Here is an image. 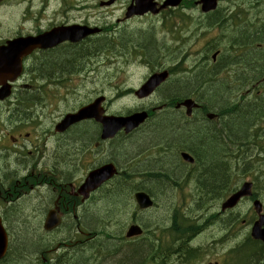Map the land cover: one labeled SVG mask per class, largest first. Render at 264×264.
I'll return each instance as SVG.
<instances>
[{
	"label": "flooded vegetation",
	"instance_id": "1",
	"mask_svg": "<svg viewBox=\"0 0 264 264\" xmlns=\"http://www.w3.org/2000/svg\"><path fill=\"white\" fill-rule=\"evenodd\" d=\"M195 7L197 8L196 5ZM217 11H219V9ZM217 11L214 12L212 15H204V13H201L202 17H204L205 19L202 20L201 17L199 20L198 19L195 20L198 25V28L201 29V32L208 31L209 27L211 28L214 25H218L222 29L221 23L217 24L216 22L215 23L213 22V20L218 21L220 18L218 14L219 12L217 13ZM237 14L238 17H236V13L234 15L226 16V19L223 22L227 23L226 21L228 20H231L236 23L240 22L241 19L239 13ZM235 18H237L236 21ZM190 21L193 22L194 20L190 19ZM69 24H70L69 22H65V23H61L60 25H69ZM82 24H88V23L83 22ZM246 28L241 31L238 30L239 32L237 31L235 33V37H236L235 42L232 45L231 50H228L229 52L228 55H231L232 61L226 62L227 64L221 70L220 75L222 76L226 75L227 70L228 72H232L235 76L254 75L255 54L257 53L258 49L256 50L255 47H249L246 50V52L243 54L244 56L242 55L240 58H237L235 56V49L244 47V46L238 47L236 42L237 43L239 42L240 44H245V42L249 40L248 38L250 36L249 33L252 32L251 31L252 29H254L252 24H247V23H246ZM124 30L125 31H123L121 34L120 41L116 39L115 33L113 31H108V35L105 34V36L103 37L104 41L101 42L102 43L101 46L98 44L94 46V44L92 43L93 38L91 37L84 40L81 44H72L69 42L66 43L65 45L67 46H64L67 47L66 49H70V48L78 49L79 47H84L85 49L82 52L77 53L74 56V59L71 60L67 66L66 65L59 66L58 64H55V70H57V72L64 70L63 74L67 76L76 73L78 70L82 71L84 75H87L86 68H88L89 66L99 67L101 63L106 61L107 57L109 56V49H110L109 44L111 40L122 43L121 49L123 53L121 54V57L125 58L123 61H129V57L135 52L138 53L145 52L147 57L148 54L146 48L148 47L149 43L148 44L145 43L144 44L145 46H143L140 45L139 42L142 41L141 38L142 35H148L152 38V43H155L156 42V41L154 42L156 38L155 33H152L148 30L147 31L132 30V29L131 30L124 29ZM241 32H243L244 34H242ZM178 33L179 32H175L173 34L172 41L181 43L180 39H183L182 43L185 44L187 39ZM91 47H94L95 49H92ZM50 51L44 52L43 58L45 55L49 54ZM56 51L64 52L66 50L65 48H59V50ZM218 53L219 54H217V64L215 66L216 71L222 66L218 63V61L221 60L222 57L225 58L226 56V54L223 53V49L220 50ZM207 54L201 57L206 58L207 63L211 64L207 57ZM131 58L132 56L130 57V59ZM99 60L101 61V63L98 62ZM263 60H264V56H263ZM228 63L231 64L232 67ZM164 69L167 68L162 67L158 70L161 71ZM158 70H153L151 67L150 74ZM168 70L170 71V75H172L173 67L168 68ZM52 73L55 74V71H53ZM53 74L47 73L44 74L43 76H52ZM260 75L264 76V73ZM173 77L174 74L170 76L168 80L164 84H162L161 87H164V85L169 82L172 83ZM42 80L44 83L42 87L45 88L47 85L45 84V82L48 81V78L44 77ZM251 86H252L251 89L249 88L245 91V93L239 94V97L241 96H245L246 98L252 97L254 93L252 91L256 85L251 84ZM241 88H243V86ZM15 91L16 89L14 90V93ZM77 91L78 90H76V93ZM194 91H196V89ZM181 95L182 97L181 98L178 97V100L176 99L177 97H173V99L175 98L174 100L172 98L170 99L168 98L169 101L168 99L167 101L166 99H163L164 101L158 100L155 101L150 107L142 106L140 109H138V110L146 109L149 112V117L146 121L147 123L145 122L143 125H140L137 129L131 131L132 133L120 131L117 134H115V136H113L114 137L113 139L103 140L101 138L100 131L98 130L95 133V135L93 134V137L91 139H89L87 142H84V145L82 146L81 149L79 143L76 145L75 144L76 142L73 138L69 139L70 138L69 136L71 134L67 135L69 132H71V130L77 129L80 123L75 122L67 125L68 129L66 131H57L56 125L58 124V121L62 118V116H54V115H50L49 113L46 114L45 112L42 111V109H39V113L38 112L35 113L38 107L46 103L43 100L36 101L31 97L29 99L24 96H18L14 99H8L2 102L0 101L1 104L0 105V217L3 220V223L6 225L8 221L12 225L11 221L15 213H17V216L24 215L25 216L24 218L16 220L14 226L16 227V230L18 231L20 237L22 236L27 237L30 236V232L32 229V223L29 220L36 221V218L33 216L39 218H44V217L48 218V213L52 209H57L58 212L63 216V219L73 215L75 217L77 215L79 219L83 220L86 217L88 211L93 210L92 206L89 207L88 209V207L85 208L84 205L87 206L90 200H92V202L96 201L95 194L101 190L98 189L96 192H94L91 195L92 198L91 197H90L91 199L89 198L90 200L89 199L83 200L82 196L78 194V190H77L78 186L84 180V177L83 179L80 180L82 175H80L78 172V169L79 171L81 170L82 173L85 172L84 166L83 165L80 166L79 163L80 157L82 156L84 151L89 156L88 160L94 159L95 152L93 150L95 149H97L98 153L99 152L101 153V155L98 156L99 160L109 159L107 161L99 162V164L96 166H100L105 163L116 161L119 163L121 168L127 169L126 166L127 163L125 159L134 155L133 154L132 155L130 154L129 156L115 155L112 152V149L114 148V145L117 144L116 141L119 140L121 141L124 135L125 136L144 135L143 133H146L145 131L152 128L153 125L156 126L158 125L159 122L161 124L163 122L162 120H167V122H169L170 120L168 119H171V121H174L176 123V131L172 133V137L167 141L151 142L146 146V149H143V151L139 153V155L135 154L132 164L133 166H136L137 170L134 169L132 174L125 170L122 171L121 177L119 178L121 179L120 180L121 187L123 186L122 192L119 197L114 198L115 200H119L118 203L119 208L117 209V212L113 213V215L115 216L118 215L119 218H124L126 220L131 217L133 224L138 223L139 218L142 220V213H143L142 210L140 208L138 209L136 206L131 205L130 202L132 200V196L135 193L145 190L142 184H144V179L146 178L149 181H158V180L160 181L161 179H166L167 184H169L168 187H170L171 185L172 192H174V189H177L186 184L194 185L195 183V187H197L200 190V192L195 191V193L197 195L200 194L199 197L202 198H204L206 195L208 196L209 193L202 186V182H203L202 174L204 173V170L203 167H201L202 164L199 163V160L196 157V151L190 150V153L193 154L197 160V165H191L190 163L183 161L184 158L182 157V153L185 152L184 146L185 145L190 146V145L188 144H182L181 146L180 144L173 145L171 139L174 138L178 139L187 135L185 132H181V130L186 128L187 125L193 123V121L198 118L196 116L198 112L199 114L201 113V115L206 114L204 119L206 127L209 126L210 129L215 130L216 132L218 131L217 133L220 134L221 137L222 136L229 137L231 135L222 124L223 121L221 119L220 114L216 112V110H211L207 108L204 103V100L199 99L198 94H196V92H193L192 94L189 95H191V98L193 99L198 98V100L195 99V101L198 102V106H195L192 109L191 115H187V111H188L187 108L181 104L182 101L184 100V97L188 95L187 94L184 95L181 94ZM20 97H23V99H20ZM199 102H201L202 104ZM165 113L168 114L166 116H162ZM180 115H183V117H181ZM210 116H214L216 117V119L214 120L208 119ZM88 122H91L92 125L97 126V124H95L92 121H88ZM151 123L153 124L152 126ZM75 137H78V135H75ZM71 141H73L75 144L74 148L71 147L72 146ZM165 142L167 144H165ZM161 143L162 146H160ZM88 145H92V152H88V148H85V146ZM228 145L230 144L228 143L227 146ZM168 146H169V150L167 152L170 151L172 153V156L174 155L172 158L176 159V165H173V167L178 177L176 175H168V174L167 176H165L166 173L160 171L162 170V167L158 165V163H153L152 168H150L151 166H149V164H145L143 166L141 159L137 158V157H144L146 154H148L144 157L145 160H149L148 156L151 155H152L150 157V159L152 158L151 160L157 159L158 156L156 155L158 154V150L160 148H166ZM235 146L238 148L236 143ZM105 148L107 149L106 150L107 152L105 151ZM227 149H230L231 155L229 160L227 159L228 164H226V179L223 182L224 184L222 183V185L219 186L220 190L218 188V190L214 194V195L219 194L218 197L215 198H218L220 202H222L226 198V193L228 192V190L230 192V190L233 188L232 182L234 178L237 176V172H236L237 167L233 166L235 165V161L233 159V157L235 156L233 151L235 149L233 147L230 148L227 147ZM167 152L165 156L168 157ZM167 157L163 156L161 157V159H166ZM222 160H223V156L221 157V161ZM230 160H233L234 162L229 163ZM96 166L94 167L91 166L92 167L91 169L96 168ZM233 167L235 168L236 171L233 169ZM178 169L180 170L178 171ZM141 171L144 172V176H143L144 178H142V176L140 178L142 180H139V177L137 178L136 176L133 177L134 173H138L142 175ZM153 177L154 179H152ZM181 179L183 180L181 181ZM118 181H119L118 179L112 180L111 182L112 186L114 187ZM172 181H177V182L172 183ZM113 187H110L104 190L102 193H100L98 197V201L102 202V200L107 199L109 191ZM148 193L151 194L150 192ZM168 195L169 197L174 198L173 195L170 194ZM151 196L155 201V205H156L157 197H154L152 194ZM207 196L206 198L208 199L211 198L210 196L208 197ZM158 197H160V195H158ZM81 206L82 208H80ZM118 206L114 205L113 209L115 210ZM20 207H22V210L19 209ZM173 208L174 205L171 204V206L168 208L169 212H167L166 215L163 217L162 221L164 222L166 220V224L160 223L158 224L157 227H155L156 229H150V230L149 229L147 230L143 226L145 228V233L131 238H129L127 234L129 233V228H130L129 226H127L126 224L127 222L121 225L119 229H116L118 221L115 222L114 220H111L109 222V220H107V224L106 225L103 224V230L106 231L101 230L102 235H104L103 249H97V246H95V244L92 243V241H94V238H92V235H95L94 231L91 232L90 230H88L86 232L83 230V228L86 227V224H76L73 223V221L66 219L65 222L60 223L58 230L62 232L61 236L63 237L60 239L58 238L52 239L53 242L50 243L49 246L53 244L52 246L53 248L52 247L51 248L52 249L57 248V249L56 251L48 250L49 252L46 260L48 264H64L65 260L69 261L70 257L73 256L74 259L78 260V262H80L81 264H93L94 259L97 260V262L99 263L98 260L102 252H105V254L107 253V255L109 256L111 255V251L109 250V248L106 247L109 246L111 243H115V247H114L115 253L118 250H121L125 247H135L139 245L147 246L149 252L142 259L143 261L141 260L140 264H168L169 259L171 258L176 247L178 251L185 249L186 252L184 253L185 257H189L187 252L195 251V250L205 251V252H214V251L224 252V251H232L238 247L239 244V235L237 228L238 214L232 212L218 211L212 217H210L207 222L203 223L202 225L203 227H201L200 229H197L195 226L193 228H179V227L175 228V220H174L175 218H174ZM81 212L85 214H82ZM170 212L171 214H169ZM166 217H168L169 219ZM211 225H215L218 229L211 230L212 228ZM33 230L34 233H36V232H40L42 229L41 226L39 227L37 223L36 226L33 227ZM43 235H44L43 233L40 234L41 237L37 239L38 243L39 241L41 243H44ZM23 241H24L23 243H26L25 240ZM118 243L120 245H118ZM18 244L19 241L17 243L14 242L12 247L13 250L11 248L12 250L11 253H13L14 247H17V252H15L11 256V259H14L16 256H19L20 259L21 258L25 259L27 255L30 259V256L27 253V251L30 250L26 249V246H24V250L21 249L19 251ZM81 248L85 252V256L78 253V250ZM23 253L25 255H23ZM215 255L220 256L221 254L215 253ZM225 257L226 256L224 255V257H222L221 259L224 260ZM106 258L107 256L105 257V259ZM105 259H103V261L101 262L104 264H112V260H105ZM212 263L213 261L208 262V264H212ZM214 263L222 264L220 261H215Z\"/></svg>",
	"mask_w": 264,
	"mask_h": 264
},
{
	"label": "rangeland",
	"instance_id": "2",
	"mask_svg": "<svg viewBox=\"0 0 264 264\" xmlns=\"http://www.w3.org/2000/svg\"><path fill=\"white\" fill-rule=\"evenodd\" d=\"M100 1L101 0H0V40L1 39L3 40L4 37L9 36L12 33L17 32V31H14V28H17L20 25L24 26V28H25L24 30H22L23 32L41 31L45 28V26L49 25L50 23L59 22L60 21L59 19L61 18L60 13L63 10L67 11V13H71L70 16H74L79 20L84 19V18H88L90 20L100 22L103 25L109 26L112 29L111 31H113L115 33L116 39H118L119 41L121 40L122 32L125 31L124 29H126V30H131V29L132 30H144V31L148 30L152 33H155L156 38H155L154 42L155 41H157V42L154 43V46L156 49L158 47L157 53L153 54L152 51L149 50L150 48L147 47L146 49H147L148 56L146 57V53L144 52V57H142V60H140V57H138L137 52H135L131 55L132 56L131 59H130L131 56L130 57L128 56L129 61H123L125 59L124 57H122L120 59V60H122V62L121 61L120 62L115 61L116 66H115L114 72L118 73V75L111 78L110 73H108L109 74V82L104 84V85L109 86L108 88L106 86L102 85L100 82L98 85H96V84L88 85V86L82 88L81 93L72 94V93H70V89L67 86L63 87V85L62 86L59 85L57 87L56 91L57 92L61 91L59 93V96H61L60 107L62 109V112L67 111L69 109H76L82 103H86V102L91 101L93 99V94H92L93 91H95V90L101 91L102 86H104V89L106 90L105 93L110 98L109 104L106 107L107 108L106 110L109 114H114V115L126 114V113H128V111L134 112V111L140 109L142 106L150 107L155 101L161 100L163 98H167L169 96L168 95L169 93H164L163 91L160 92V90L163 87H161L157 93L153 94L152 96H150L146 100L138 99L133 93L128 94L126 96H122L123 94L119 95V93H122L123 89H128L130 87L139 88L144 83V81L147 79V77L149 76L150 71H151V67L153 70H157V69H160L162 67H166V68H172L173 67V70H174L173 74H174V76L177 77V78L173 77V81H177V80L181 81L182 79H185L186 77H187V79L190 77L193 78L192 74H191V70L196 66V65L194 66V64H197L198 63L197 61L199 59H202V60L204 59L203 57H201L203 47L205 45L207 47H211L214 43H216V42H213V39L216 37L215 32L212 34H207V35L203 36L201 42L189 43V44H187L188 43L187 42L185 44H181V43H178L176 41L175 42L172 41V36L165 31V29L166 30L169 29L168 27L164 26L166 20H168L170 22V25L172 26L176 20V16L180 17V15H186V17H188L194 21L196 19L199 20L202 17L199 8L188 7L189 4H191V2H193V0H188V3H187L188 5L187 4L185 5L186 8L180 7L174 13L170 14L168 12H165L163 15H161V16L159 15L157 17H138V18H134V19L127 21V22H122L121 20L124 19V13H125L126 7L130 3V0H119L118 3H116L115 5H113L111 7H101L99 5ZM247 1L250 3L251 6H248L249 4ZM255 1L256 0H222L220 2V7H219V11H218L219 12L218 14L221 18H219L218 21H214L213 19L212 20L214 22H216L217 24H219V23H222V21H225L224 16H230V15H234L236 13V17H238L237 13H239L240 19H241L240 22L243 21L245 28H246V23L252 24V26L254 27V29L251 30L253 33L252 32L249 33L250 34V36L248 37L249 40H248V42L246 41L245 44L247 45L251 42L253 43V40L256 39L255 38V36L257 35V34H255L256 31H262L264 33V31H263V29H264V24H263L264 23V7H263L264 6V0H261V1L257 0L256 2ZM262 4H263V6H262ZM35 5L36 6L38 5L37 9H35ZM89 6H90V8H89ZM23 7H25V8H23ZM84 8H87V10L75 11V10H80V9H84ZM52 9H54V11L51 13L50 17H48V15L46 13H47V11L49 12ZM234 11H235V13H234ZM24 12H26L31 17L38 16V20L32 18L33 21L22 23L21 16H22V13H24ZM36 14H38V15H36ZM43 15L45 16V19H42L39 21V17H42ZM187 15H189V16H187ZM252 18H254V19H252ZM204 19L205 18L202 17V20H204ZM63 20H65V19L63 18ZM179 21L180 20H177L176 23H178ZM219 21H221V22H219ZM181 22L183 23L184 20H181ZM226 22L227 23L224 27L226 34H223V30H222V32H219L220 44L218 45V47L223 49V53H225L227 56H225L226 59L224 57H222V59L218 61V63L220 65L223 64L222 61H224L225 63L227 62V57L229 54L228 50H231V47L234 44L235 39H236L235 33L240 29V28L236 29L237 23H234L233 21H230V20H228ZM191 24H192V22L188 23V25L183 24V26H187L188 31L191 32V33H188V35L193 34L192 33L193 30L196 31L197 23L193 27H191ZM227 28H229L230 30ZM197 33L198 32H196L195 34L197 35ZM251 33H252V35H251ZM225 35L230 36V37L228 38ZM10 37H13V36H10ZM207 38H210V40L205 41ZM230 41H232V43H227ZM239 41H240V39H239ZM256 41H261V40L258 38V40H256ZM139 43H140V45L145 46L144 44L146 43V41L142 39V41ZM258 43L264 44V41L258 42ZM116 44H118L119 46L122 47L121 42L120 43L116 42ZM236 44L238 46L245 45V44H240L239 42L238 43L236 42ZM257 44H255L254 46L258 47ZM109 47H110V49H112L110 44H109ZM182 47H184V48H182ZM91 48L95 49L94 47H91ZM120 52H121V54L123 53L122 49H120ZM222 55H224V54H222ZM38 56H40V53L37 55V57ZM263 56H264V49L263 50L258 49L257 53L255 54V68H254L255 73H254V75H249V77L251 76V78H253L255 76V74L257 73L256 70L261 69V66L264 64ZM118 57H120V56H118ZM145 58L148 59L147 61L149 62V64L144 63ZM172 60H174V61H172ZM190 60L192 61V63H190ZM98 62L101 63L100 60ZM32 64L35 65V62H32ZM229 65H231V64H229ZM36 66L39 67V63ZM211 66L213 69L205 78H207L208 81H215V82L217 80L222 79V75H220V72L226 65L223 67H220L217 71L215 69V66L212 65V63H211ZM113 68H114V66L112 67V69ZM30 69L33 70L32 67H30ZM31 70H28V72H27L26 82H28L29 84H31L33 86L38 87L39 85L42 84V80L38 76H37L38 77L37 80H30V78L32 77L31 75L33 74V72ZM54 71H55V75L52 72H50V74H53L57 78H62V76H63L62 74L64 73L63 72L64 70L59 71V72H57V70H54ZM108 71H110V69ZM45 74H47V73H45ZM183 75H185V76H183ZM226 75H229V78L227 80H229V85H230L231 77L234 74L232 72H228V70H227ZM244 76H246V75L238 76V79H239L240 83L242 84V86L245 85V83L247 82L245 80ZM170 83L171 82L165 84L164 86L167 87ZM251 84L256 85L257 83H255L253 81V83H250L249 85H245L244 90H243V88L242 89L241 88H238V89L235 88L234 90L232 88L231 92L233 94H237V96H238V94L245 93V91L247 89H249V88L251 89L252 88ZM208 86H209V84L205 83L203 85V87L201 88L202 91H203L204 87L207 88ZM256 86H258V85H256ZM261 86H264V84ZM257 89H258L257 87H254L252 92L255 93L257 91ZM199 90L200 89H196V91H195L196 94H198V95H200V93L202 92ZM205 91H206V89L203 92H205ZM209 93H210V90H209ZM163 94H165V95H163ZM178 95H181V93ZM203 96L206 99V96L204 94H203ZM238 101H240V100H238ZM251 102H252V100H250V103ZM253 102H254V100H253ZM59 114L60 113L57 111L55 115L58 116ZM230 119L231 118H229V119L227 118L228 123L230 122L229 121ZM197 124L200 126H195ZM79 126L81 128H83L84 126L88 127L87 130H89L94 135L98 131V130H96V128H98V127L94 126L92 124L89 126L88 125H82L81 126V124H79ZM193 127L195 128V131L197 130V131H203L204 132V130H205V127L196 121H193V123L187 125L186 128L193 129ZM175 131H176V129H175ZM197 131H196V134H197L196 136H199V137L201 136L200 138H202L205 133H198ZM261 132H259V133L261 134ZM248 135L251 136L252 134H248ZM263 136H264V133H263ZM92 137H93V135H92ZM134 140L137 141V147H135V148L129 146V143H128V145L126 143V148L124 150H127V151H125V154L127 153L126 155H128V156L130 154H133V155L136 154L137 155L138 151H139L138 153H141L143 149H146L145 145L147 146L149 143H151L147 140V137L141 138V137L135 136ZM145 140H146V142H144ZM201 141H203V139H201ZM228 141L230 144L229 146L234 148L235 145H234L233 141H230V139H228ZM78 143H79V146H81L80 147V149H81L82 146L84 145V141L76 142L75 144L77 145ZM141 146L143 148H141ZM136 148H137V151H136ZM138 148H139V150H138ZM259 148H261V147H259ZM261 149L264 150V147ZM106 150L107 149L105 148V151ZM131 150H132V152H130V154H129L128 152ZM218 152H219V150H217V153ZM222 152H223V154H222L223 158H229L231 155L230 149H223ZM224 152H225V155H224ZM235 154H236V150H234V155ZM98 155H101V153L99 152ZM146 155H148V154H146ZM250 155H251V153H250ZM222 156H220L218 158V161H221ZM144 157H138L141 159L143 166L145 164H148L149 161H151L150 156H148L149 160H145ZM172 157L173 156H172L171 152L169 151L167 158L171 159ZM133 158H134V156L127 158L125 160L126 163L127 164L133 163ZM143 162H145V163H143ZM253 163H254V161H253ZM235 164H237L234 167H237V171L236 170L235 171L237 172L238 184L241 185L245 181V179H247L248 177H250V179L254 180L256 183L255 192L258 193L259 199L264 204V163L261 166H255L252 164L249 166L248 170H244V165H242V164L239 165L238 161H236V160H235ZM131 166H133V164ZM141 172H142V175H139V178H141V176H142V178H144L143 177L144 173H143V171H141ZM172 173L174 175H177L175 170ZM144 184L151 187L152 183H151V181L144 179ZM197 189L198 188L195 187V183H194V185L193 184H190V185L186 184L185 185V189H184L185 196L182 194L183 191L182 192L179 191V188L174 189V192H172L171 191L172 189H170L169 192L166 193L163 197L160 194H159L160 197H158V194L155 193L154 197H157L156 207L154 209L146 212V213H143V215H142V222H143V224L145 222L144 225H146V227L145 226L144 227L146 229L147 228L152 229L153 227H154L153 229H156L155 227H157L158 224H160V223L166 224V220L164 222L162 220H163V217L166 215V213L169 211L168 208L171 206V204L174 205L173 213H174L175 223L177 221L178 222L181 221L180 218H178L176 211L179 210L178 213L187 211L186 214H189V215L186 217L185 220L187 222L192 223L193 227L195 226L197 229H200L201 227H203L202 226L203 223L207 222L210 217H212L215 213L218 212L220 200L218 198H215V197H218L219 194L213 196L212 193L208 194V196H210L211 198L206 199L204 197L206 199L205 200L204 198L199 197L195 193V191ZM119 192H120V190H118V192L116 191L115 193H112L111 196L114 198L115 197L117 198L121 195ZM197 192H200V190L198 189ZM229 193L230 192L228 190V192L226 193V196H228ZM168 194L173 195L174 198L169 197ZM116 201H118V200L110 199V196H108L107 199L102 200V202L98 201L97 204H96V201H94L92 203V205L95 204L94 207L91 205L93 210L88 211V213H87L90 215H92L93 213L94 214L88 218L87 217L84 218V223H86L88 221L86 223V228L88 230H90L91 232L97 231L98 233L101 234L100 236H104V235H102L101 230H103V224L104 225L107 224V220H109V222L111 220H114L115 222L118 221L116 229H119L121 227V225L125 224L126 219L119 218L118 215H116V216L113 215V213H114V209H113L114 208V202H116ZM198 203H200V205ZM209 204H211V205H209ZM19 209L22 210V207H20ZM237 209H238V212L240 213V216H241V218L238 222V229H239V233H240L239 238H240L243 236V234L246 233V235H247V233L250 232L251 227H252L254 221L258 218V216L254 212L253 204L250 203L249 201L242 202L238 206ZM190 215H191V217H190ZM16 216H17V213H15L14 217H16ZM94 217H96L95 220H93ZM12 219H14V218H12ZM243 219H245V221H243ZM29 221H31V223H32V229L30 232V236H27V237H24V236L20 237L19 236V233L17 232V230L14 226L16 220H14L13 222L11 221V223L14 227L13 233H14V242L15 243H17L18 241L19 242L23 241V240H26V241L32 240V243H35L34 244L35 246H32V243L30 244V243L26 242V248L30 249V251H27V253L30 256V259H29L28 255L25 259H22V258L20 259L19 256H16L14 259H11V256L13 255L11 253V254H9L7 260L2 262V264H8L10 261H11L10 264H44L42 257H46V258L48 257L49 251H47V250H55L56 251L57 248L52 249L53 244L51 246H49V245H50V243L53 242L52 241L53 238H58V239L62 238L63 237V236H61L62 232L58 231V233L54 232V233H50V234H44L43 235L44 236V238H43L44 243H37L38 242L37 239L39 237H41L40 234L43 233L42 232L43 230H41L40 232L34 233L33 227L36 226V224L38 223V220H36V221L29 220ZM198 223H200V224H198ZM178 225H179L178 227H180L181 222ZM211 226H212L211 230H217L218 229L215 225H211ZM34 234H36L37 238H35ZM246 235H245V237H246ZM95 242H97V241L95 240ZM103 244H104V241H100L97 243V246H103ZM113 244H115V243H113ZM106 247L109 248V250L112 249L108 246H106ZM103 248H104V246H103ZM22 250H24V248H22ZM118 251L116 252L115 258H114V260H116V261L119 260V258H120V256L117 255ZM78 253L85 256V252L83 250L81 251L79 249ZM121 253L122 252H120V254ZM236 254L238 255V253H236ZM23 255H25V254L23 253ZM104 255H105V252H102L100 255V258L98 260L99 263L95 259H94V263L104 264L101 262L104 259ZM111 255H112V251H111ZM122 255H123V253H122ZM108 256L109 255H107V257ZM123 256H126V255H123ZM211 258H215V257L211 256ZM194 262H195V264H201L202 259L201 258L199 260L196 259V260H194ZM66 263L67 264H81L80 262H78V260L74 259L73 256L70 257L69 261L65 260L64 264H66ZM135 264H138V262ZM174 264H178L176 256H175Z\"/></svg>",
	"mask_w": 264,
	"mask_h": 264
},
{
	"label": "trees",
	"instance_id": "3",
	"mask_svg": "<svg viewBox=\"0 0 264 264\" xmlns=\"http://www.w3.org/2000/svg\"><path fill=\"white\" fill-rule=\"evenodd\" d=\"M222 25H223V21H222ZM238 28H240L242 30L245 28V25H243L242 23L241 24L237 23L236 29H238ZM222 30H223V34H226L224 26H222ZM263 31H264V29H263ZM241 33L244 34L243 32H241ZM255 34H257V35L255 36L256 39L253 40V44H252V42H251L252 40H251L250 41L251 43H249L247 45L246 44L243 45L244 47H249L251 45L254 46L258 42L264 41V33L262 31H256ZM240 36H242V35H240ZM226 37L229 38L230 36H226ZM141 38L146 41V44L149 43L148 47L150 48L149 49L150 51L155 50L154 43H152V38L150 36L142 35ZM258 38L261 41H256V40H258ZM181 41H183V39H181ZM116 42L117 41H113V40L110 41V46L112 49L114 48ZM227 43H232V41L227 42ZM84 49H85L84 47H79L78 49H71V48L65 49L66 50L65 52H57V51L51 52V53L44 56L43 61L39 64L38 69H40V72L43 75L45 73L53 72L55 70V64H58L59 66H61V65L67 66L70 63V61L74 59V56L77 53L82 52ZM260 70H264V65L261 66ZM260 70L257 69L256 72H259ZM244 77H248V76H244ZM259 77H260V75L253 77V81L258 80ZM174 83H176V84H174ZM205 83L209 84V86L207 88H205V87L203 88V91L205 89H206V91L205 92L202 91V93L206 96V99L203 96V94L201 95V93H200V95H198V97H199V99L204 100V103H205L207 108H209L211 110H216L220 114L224 127L226 128V130L231 135V136H229L228 139H230V141H233L234 145H235V143L237 144L238 148L236 146L234 147L237 150V153L233 157L234 161L236 159V161H238V163L241 164L244 162V160L248 159V160L254 161L253 164L257 165V162L259 160L264 159V150L261 149L262 151H260V148L255 147V146L253 147V145L248 144V142L254 141L255 136L251 135L249 137L247 131H250L251 134H252V130L258 131V132L262 131L261 137H263V133H264L263 122H264V120H262V119H264V94L257 95V93H255L256 95H254L253 99H250V100H252L251 103H248V100H245V101L243 100L241 102L234 101V99H232L233 93L231 92L233 87L229 85V80H227V77L224 79H220L218 82L208 81L207 78H205L204 74H202V73H200L197 77H194L192 79L191 78H188V79L185 78V79H182L181 81H179V80L174 81L171 84H169L167 87L164 86L160 90V92L163 91L164 93H169L168 94L169 97H167V98L170 99V97L171 98L178 97L179 96L178 94H180V93L184 95L185 93H187V91H189L192 88L201 89ZM169 89H171V90H169ZM208 89L210 90V93H209ZM263 89H264V87H263ZM233 90H234V88H233ZM171 95H174V96H171ZM179 97H182V95ZM253 100H254V102H253ZM165 114L167 115L168 113H165ZM165 114H163L162 116H165ZM227 118L228 119L231 118L229 120L230 121L229 123H228ZM84 125L89 126L91 124H84ZM156 126L154 125L155 128L152 127V128H150V130L149 129L146 130L145 131L146 133H143L144 135H139L137 137L143 138V137L147 136V140L149 139L148 140L149 142H152V141L156 142L157 140L158 141H167V139H170L172 137V133H174L175 129H176V123L174 121L164 123L163 125H160L159 127H158V125H156ZM195 126H200V125L197 124ZM203 126L205 127L204 132L196 130L198 133H205L202 138H200L201 136L200 137L196 136L197 134H196L194 127H193V129L184 128L181 130V132H185L187 135H185L182 138H178V139L174 138L172 140V142H173V145L188 144L190 146H185V148H189L191 150H194V149L196 150V155L198 157V160H199L200 164L202 163V167H204L203 168L204 173L202 174V176H203L202 186L206 189V191L208 193H212L214 196V194L218 190L219 186H221L222 183L226 179V164H228V160L230 157L228 158V160L226 158H223L222 161H218V158L223 154V152H222L223 148L227 149V147L230 148L231 146H229V145L227 146V143H229V142L225 137H223V136L221 137V135L218 134L215 130L210 129L209 126L206 127L205 124ZM87 129H88V127H86V126H84L83 128H81L79 126V127H77V129H75L76 131L73 129L67 135L71 134L69 136L70 137L69 139L73 138L75 140V142H81V141L87 142L89 139L92 138V135H93V133H91ZM150 131H151V133H150ZM244 134H245V136H244ZM75 135H78V137H75ZM133 139H134V136H126V137H123V139L121 141H116L117 144L114 145V147H117V148H113L112 152H114V154L117 156L126 155L127 153L125 154V151H127V150H124L126 148V143H127V145L129 143V146H131L133 148H135L137 146L136 145L137 141L135 142ZM201 139H203V141H201ZM154 140H156V141H154ZM225 142H226V144H225ZM71 145H72L71 147L74 148L75 144L73 141H71ZM251 148L253 150H251ZM261 148H263V147H261ZM168 150H169V146H168V148L167 147L166 148H160L158 150V154L156 155V156H158L157 160H151L152 163H151V161L148 162V164H150L149 166H152L153 163H158V165H160L162 167V170H160V171L166 173L165 176H167V174L168 175H174L172 173L174 171L173 165L176 164V159H174V158L173 159H170V158L160 159L161 157H163L162 155L166 154L165 152H167ZM217 150H219L218 153L220 155L217 153ZM238 150H240V151H238ZM130 152L131 151H129L128 153L130 154ZM250 153H251V155H250ZM224 155H225V152H224ZM164 157H166V156L164 155ZM229 162L232 163L233 160H230ZM204 176H205V178H204ZM120 183H121V181L119 180L117 182V184L113 188L110 189L109 194H108V196H110V199H114V197H112L111 194L115 193L116 191L118 192V190H120L119 193L121 194L123 186L120 189V187H121ZM151 183H152L151 187H149L145 184L143 186H144V189L147 190L148 192H150L153 196L155 193H157L158 195L160 194V195L164 196L170 190V187H168L169 184H167L166 179H161L160 181L159 180L158 181H151ZM118 203H119V200L114 202V205L118 206ZM118 208H119V206L114 210V212H117ZM178 212H179V210L176 211V214ZM24 217H25L24 215L12 217V218H14V219H12V222L14 220H18V219H21ZM93 220H95V219H93ZM178 224H179V222H176L175 227H178L179 226ZM34 235H35V238H37L36 234H34ZM23 242L24 241H20L18 244L19 245L18 246L19 251L22 248H24V246H26V243H23ZM25 242H28L31 244L32 240H29V241L25 240ZM39 243H41V242L39 241ZM34 244L35 243H32V246H35ZM114 245L115 244L111 243L108 246V247L112 248L110 250L112 251L113 254L108 256L106 259L104 258L105 260H112V262H113L112 264H135L137 262H138V264H140L141 260L149 252L148 247L145 245H139V246H135V247H125V248L118 251L117 255H119L120 258H119V260L116 261V260H114L115 254H116L115 249H114V247H115ZM12 250H13V248H12ZM11 251H10V254H11ZM15 252H17V247H14V252L12 254H14ZM120 252H122L123 255H126V256H123L122 253L120 254ZM10 262L8 264H10Z\"/></svg>",
	"mask_w": 264,
	"mask_h": 264
},
{
	"label": "water",
	"instance_id": "4",
	"mask_svg": "<svg viewBox=\"0 0 264 264\" xmlns=\"http://www.w3.org/2000/svg\"><path fill=\"white\" fill-rule=\"evenodd\" d=\"M113 1V0H112ZM181 0H168L166 1L165 7L167 4L177 5ZM202 4V9L204 11H209L211 9L216 8L217 0H200ZM149 10L153 12H157L155 8V4L152 0H137V6L131 7L129 9L128 15L133 13L143 14ZM53 44V43H52ZM51 39L48 37L47 39L43 37H27V38H19L16 40L8 41L6 45L0 46V78H8L11 75L19 74L22 67V59L25 55L29 54L36 47H47L51 46ZM167 75L165 74H155L151 79L142 87L138 94L140 96L147 95L151 93L154 88L160 85L165 79ZM3 90V89H2ZM9 94V91L0 92V97L3 98ZM102 98L96 100L94 103L82 108L77 114L70 115L65 124L78 121L80 119L95 117L98 121H101L104 124V136L109 137L113 136L115 132H117L121 127H126V130H132L136 128L139 124L144 121V115L135 114L130 117H107L102 116V110L100 108V104L102 102ZM191 100H186V104H189ZM105 172L111 173V169L108 167L105 169ZM108 173V174H109ZM111 175V174H110ZM109 175V176H110ZM94 179L92 176L87 180V185H89ZM251 188V183L244 184L243 188L235 193L224 205L223 208L234 206L241 196L249 194ZM138 200L142 204V206L146 207L152 204L151 200L145 194H139ZM259 212H261V205L257 201L255 203ZM58 220L55 218H51L48 220L46 228L51 229L58 224ZM252 236L256 239H261L264 241V214L260 215L258 221L255 222L252 229ZM2 246H0V255L2 254Z\"/></svg>",
	"mask_w": 264,
	"mask_h": 264
},
{
	"label": "bare ground",
	"instance_id": "5",
	"mask_svg": "<svg viewBox=\"0 0 264 264\" xmlns=\"http://www.w3.org/2000/svg\"><path fill=\"white\" fill-rule=\"evenodd\" d=\"M198 1L199 0H193V2H191V4H189V6L188 7H190V8H196L195 7V5L196 6H198L197 4H198ZM257 1V0H256ZM255 1V2H256ZM259 1H261V0H259ZM248 2V1H247ZM263 2V1H262ZM188 3V0H184V6L186 5ZM249 3V2H248ZM250 4V3H249ZM188 5V4H187ZM248 5V4H247ZM253 5V4H252ZM249 6V5H248ZM251 6V5H250ZM262 6H263V4H262ZM242 7V6H241ZM264 7V6H263ZM80 8V7H79ZM261 8V7H260ZM259 8V9H260ZM237 9V8H236ZM255 9V8H254ZM258 9V10H259ZM233 10V9H232ZM226 11V10H225ZM245 11V10H244ZM255 11V10H254ZM201 12V11H200ZM258 12V11H257ZM263 12V11H262ZM201 13H203V12H201ZM217 13H218V11H217ZM254 14V13H253ZM212 15V14H211ZM229 15V14H228ZM256 15V14H255ZM254 15V16H255ZM240 16V15H239ZM208 17V16H207ZM257 17V16H256ZM261 17V16H260ZM221 18V17H220ZM224 18L226 19V16H224ZM208 19H210V18H208ZM237 18H235V20H236ZM252 19H254V18H252ZM215 21V20H214ZM213 21V22H214ZM231 21V20H230ZM263 21V20H262ZM206 22V21H205ZM205 22H203V23H205ZM219 22H221V21H219ZM253 22V21H252ZM215 23V22H214ZM231 23V22H230ZM234 23H236V22H234ZM220 24V23H219ZM222 24V23H221ZM264 24V23H263ZM225 25H226V23H224L223 22V25H221V27L222 26H224L225 27ZM207 28V27H206ZM205 28V29H206ZM210 28V27H209ZM233 28V27H232ZM231 28V29H232ZM263 28V27H262ZM203 29V28H202ZM204 29V30H205ZM208 29V28H207ZM227 29H229V28H227ZM246 29H248V28H246ZM154 30V29H153ZM201 30V29H200ZM230 30V29H229ZM155 32V31H154ZM229 32V31H228ZM239 32V31H238ZM230 33V32H229ZM231 34V33H230ZM179 40V39H178ZM181 40V39H180ZM128 41V40H127ZM132 42V41H131ZM157 42V41H156ZM181 43H182V41H181ZM183 44V43H182ZM229 46V45H228ZM152 48V47H151ZM255 49L257 50L258 48H256L255 47ZM157 50H158V47H157V49L155 48V50H151L152 51V53L153 54H156L157 53ZM222 50V49H221ZM227 50V49H226ZM65 52V51H64ZM151 53V54H152ZM219 54V53H218ZM227 56V55H226ZM151 57V56H150ZM87 59V58H86ZM85 59V60H86ZM226 59V58H225ZM84 60V61H85ZM172 61H174V60H172ZM188 61V60H187ZM207 59L206 58H204L203 60L202 59H199L197 62V64H194V68L191 70V74H192V77L194 78V77H197L200 73H202V74H204V76L206 77L211 71H212V66H211V64H207ZM210 61V60H209ZM226 61V60H225ZM232 61V59H231V56L230 55H228V57H227V62H231ZM169 62V61H168ZM178 62V61H177ZM182 62V61H181ZM184 62V61H183ZM195 62V61H194ZM223 62V64H222V66L221 67H223V66H225L226 65V63L224 62V61H222ZM85 63V62H84ZM180 63V62H179ZM190 63H192V61L190 60ZM211 63V62H210ZM177 64V63H176ZM175 64V65H176ZM229 64V63H228ZM238 64V63H237ZM172 66V65H171ZM174 66V65H173ZM231 66V65H230ZM235 66V65H234ZM232 67V66H231ZM186 68V67H185ZM245 68V67H244ZM64 69V68H63ZM243 69V68H242ZM158 70V69H157ZM236 70V69H235ZM182 71V70H181ZM239 71H241V70H239ZM248 71V70H247ZM246 71V72H247ZM154 73H156V74H165V75H167V78L163 81V84L168 80V78L170 77V76H172L173 75V73H174V70H173V73H172V75H170V71L168 70V68L167 69H164V70H161V71H156V72H154ZM248 73V72H247ZM262 73H264L263 72V70H260L259 72H257L256 74H255V76H257V75H260V74H262ZM183 74V73H182ZM181 74V75H182ZM240 74V73H239ZM179 75V74H178ZM188 75V74H187ZM190 75V74H189ZM183 76H185V75H183ZM240 76V75H239ZM247 76V75H246ZM254 76V77H255ZM174 77H176V76H174ZM189 77V76H188ZM227 77V79L229 78V75H223L222 76V79H224V78H226ZM177 78V77H176ZM185 78V77H184ZM191 78V77H190ZM186 79H187V77H186ZM192 79V78H191ZM190 80V79H189ZM241 80V79H240ZM245 80L247 81L246 83H245V85H249L250 83H253V78H251V76L249 77H245ZM172 81V80H171ZM198 81V80H197ZM219 80H217L216 82H218ZM174 82V81H173ZM255 83H257L256 85H258L259 84V86H255V87H258V89H263V87L264 86H261V85H263L264 84V76L262 75H260V77L258 78V80H256V81H254ZM171 84V83H170ZM174 84H176V83H174ZM245 85H243V90H244V88H245ZM162 85L160 84L159 86H158V88H157V90H156V92L155 93H157L159 90H160V87H161ZM171 86V85H170ZM230 86H232L234 89L236 88V89H238V88H241L242 87V84L240 83V81H239V79H238V76H235V75H233L232 77H231V82H230ZM173 88V87H172ZM194 89H196V88H192V89H190L189 91H187V93H185V94H187V95H189V94H192L193 92H195L194 91ZM198 89V88H197ZM242 89V88H241ZM257 89V90H258ZM165 90V89H164ZM169 90H171V89H169ZM199 91H202V89H200ZM169 92V91H168ZM257 92V91H256ZM255 92V93H256ZM154 93V94H155ZM255 93H253V96L252 97H249V98H246L245 96H241V97H239V94H238V96H237V94H233V97H232V99H234V101H238V100H240L239 102H241V101H245V100H248V103H250V99H253V97H254V95H256ZM203 93L201 92V95H202ZM163 95H165V94H163ZM171 96H174V95H171ZM162 97V96H161ZM169 97V96H168ZM179 97V96H178ZM178 97L176 98L177 100H178ZM195 97V96H194ZM171 98V97H170ZM181 98V97H180ZM138 99H140V100H146V99H141V98H138ZM163 99H166V101H167V99L168 98H163ZM163 99H161V100H163ZM173 99V98H172ZM175 99V98H174ZM173 99V100H174ZM183 99V98H182ZM195 99H197L198 100V98H195ZM195 99H193V98H190L189 100H191V102L189 103V104H186V100H183L182 101V104L181 105H183V106H185L186 108H187V115H191V112H192V109L195 107V106H198V102H196L195 101ZM164 101V100H163ZM168 101H169V99H168ZM199 103H201V102H199ZM159 104V103H158ZM157 104V105H158ZM168 104V103H167ZM202 104V103H201ZM236 105V104H235ZM177 107V106H176ZM179 107H180V105H179ZM202 107V106H201ZM178 108V107H177ZM226 108V107H225ZM228 108V107H227ZM230 108V107H229ZM173 109H175V108H173ZM205 110V109H204ZM223 110V109H222ZM225 110V109H224ZM228 110V109H227ZM162 111V110H161ZM161 111H160V113H161ZM196 111V110H195ZM260 111V110H259ZM134 112H139V114H142V115H144V121H143V123L141 124V125H143L146 121H147V119H148V117H149V112L146 110V109H144V110H136V111H134ZM172 112H175V111H172ZM217 112V111H216ZM220 112V111H219ZM179 113V112H178ZM196 113V112H195ZM193 114V113H192ZM203 115H204V118H203ZM203 115H201V113L199 114V112L196 114V116L198 117L197 119H195L194 121H196V122H198V123H200L201 125H204L205 124V121H204V119H205V115L206 114H203ZM210 115H212V114H210ZM161 116V115H160ZM165 116H166V114H165ZM181 117H183V115H180ZM209 116V115H208ZM174 117V116H173ZM224 117V116H223ZM196 118V117H195ZM155 119V118H154ZM173 119V118H172ZM182 119V118H181ZM192 119V118H191ZM168 120H170L171 121V119H168ZM179 120V119H178ZM187 120V119H186ZM262 120H264V119H262ZM150 121V120H149ZM163 122L160 124V122H159V124H158V126L159 125H162V124H164V123H167V120H162ZM259 121V120H258ZM75 122H77V123H80L81 125H84V124H92L91 122H88V121H84V120H82V119H80V120H78V121H74L73 123H75ZM82 122V123H81ZM186 122V121H185ZM189 122H191V121H189ZM147 123V122H146ZM155 123V122H154ZM182 123H183V121H182ZM149 124V123H148ZM186 124V123H185ZM223 124V123H222ZM153 124L151 123V126H152ZM260 125V124H259ZM263 125H264V122H263ZM140 126V125H139ZM138 126V127H139ZM138 127H136V128H134L133 130H135V129H137ZM153 127H154V125H153ZM214 127V126H213ZM219 127V126H218ZM155 128V127H154ZM216 128V127H215ZM214 129V128H213ZM132 130V131H133ZM150 130V129H149ZM153 130V129H152ZM151 130V131H152ZM156 130V129H155ZM217 130V129H216ZM120 131H124V132H131V130H126V127H121L120 129H119V131H117V132H115L114 133V135L115 134H117L118 132H120ZM139 131V130H138ZM151 131H150V133H151ZM253 131V130H252ZM137 132V131H136ZM218 132V131H217ZM225 132H227V131H225ZM248 132V134H251V132L250 131H247ZM132 133V132H131ZM149 133V132H148ZM147 133V134H148ZM128 135V134H127ZM135 135V134H134ZM242 135V134H241ZM247 135V134H246ZM125 136V135H124ZM123 136V137H124ZM234 136V135H233ZM244 136H245V134H244ZM55 137V136H54ZM121 137V136H120ZM135 137V136H134ZM147 137V136H146ZM145 137V138H146ZM227 140H228V136H224ZM249 137H250V135H249ZM122 138V137H121ZM117 139V138H116ZM120 139V138H119ZM123 139V138H122ZM55 140V139H54ZM134 140V139H133ZM149 140V139H148ZM168 140V139H167ZM173 139H171V141H172ZM120 141V140H119ZM132 141V140H131ZM135 141V140H134ZM154 141H156V140H154ZM158 141V140H157ZM249 141V140H248ZM262 141L264 142V136L262 137ZM130 142V141H129ZM136 142V141H135ZM141 142V141H140ZM144 142H146V140L144 141ZM229 142V141H228ZM164 143V142H163ZM183 143V142H182ZM136 144V143H135ZM148 144V143H147ZM165 144H167L166 142H165ZM176 144V143H175ZM225 144H226V142H225ZM228 144V143H227ZM248 144H251V145H253V147L255 146V147H258L256 144H254V143H251V142H248ZM137 145V144H136ZM139 145V144H138ZM181 145V144H180ZM140 146V145H139ZM160 146H162V143L160 144ZM167 146V145H166ZM186 146V145H185ZM184 146V147H185ZM135 147V146H134ZM137 147V146H136ZM145 147H146V145H145ZM244 147V146H243ZM242 147V148H243ZM114 148H117V147H114ZM141 148H143L142 146H141ZM168 148V147H167ZM191 148V147H190ZM193 148V147H192ZM245 148V147H244ZM250 148V147H249ZM259 148V147H258ZM186 149V150H185ZM194 149V148H193ZM235 150H236V148H234ZM60 150V149H59ZM138 150H139V148H138ZM142 150V149H141ZM176 150V149H175ZM190 150L191 149H189V148H184V151L185 152H183L182 153V157L183 158H185V157H187V156H191V155H193V154H191L190 153ZM195 150V149H194ZM193 150V151H194ZM248 150V149H247ZM251 150H253L252 148H251ZM114 151V150H113ZM136 151H137V148H136ZM143 151V150H142ZM187 151H189V152H187ZM196 151V150H195ZM238 151H240V150H238ZM260 151H262L261 149H260ZM131 152H132V150H131ZM139 152V151H138ZM137 152V154L139 155V153ZM141 152V151H140ZM145 152V151H144ZM174 152V151H173ZM234 152V151H233ZM114 153V152H113ZM164 153V152H163ZM166 153V152H165ZM168 153V152H167ZM236 153H237V150H236ZM172 154V153H171ZM227 154V153H226ZM255 154V153H254ZM132 155V154H131ZM141 155V154H140ZM162 155V154H161ZM165 154H163L162 156H164ZM246 155V154H245ZM244 155V156H245ZM248 155V154H247ZM152 156V155H151ZM150 156V157H151ZM174 156V155H173ZM131 157V156H130ZM134 157H135V155H134ZM161 157V156H160ZM167 157V156H166ZM196 157H197V155H196ZM242 157V156H241ZM247 157V156H246ZM138 158V157H137ZM147 158V157H146ZM156 158V157H155ZM198 158V157H197ZM244 158V157H243ZM125 159V158H124ZM152 159V158H151ZM161 159V158H160ZM159 159V160H160ZM226 159H228V158H226ZM250 159V158H249ZM126 160V159H125ZM133 160H134V158H133ZM153 160H157V159H153ZM236 160V159H235ZM243 160V159H242ZM227 161V160H226ZM124 162V161H123ZM234 162V161H233ZM125 163V162H124ZM151 163H152V161H151ZM230 163V162H229ZM264 163V159L263 160H259L258 162H257V165H255V164H253V161L252 160H248V159H246V160H244V162L243 163H241L242 165H244V170H248V168H249V166L250 165H255V166H261L262 164ZM62 164V163H61ZM240 164V163H239ZM63 165V164H62ZM61 165V166H62ZM65 165V164H64ZM150 165V164H149ZM176 165V164H175ZM190 165V164H189ZM236 165V164H235ZM235 165H233V166H235ZM66 166H67V164H66ZM153 166V165H152ZM152 166L150 167V168H152ZM202 167V166H201ZM200 167V168H201ZM126 168V167H125ZM138 168V167H137ZM139 168H140V166H139ZM136 169V168H135ZM149 169V168H148ZM154 169V168H153ZM189 169V168H188ZM233 169L235 170V168L233 167ZM137 170V169H136ZM138 170H140V169H138ZM142 170V169H141ZM180 169H178V171H179ZM150 171V170H149ZM149 171H147V172H149ZM177 171V172H178ZM200 171V170H199ZM231 171V170H230ZM140 172V171H139ZM146 172V171H145ZM152 172H153V170H152ZM185 172V171H184ZM203 172V171H202ZM142 173V172H141ZM144 173V172H143ZM183 173V172H182ZM132 174V173H131ZM180 175V174H179ZM177 176V175H176ZM197 176H198V174H197ZM196 176V177H197ZM178 177V176H177ZM181 177V176H180ZM199 177H201V176H199ZM229 177V176H228ZM204 178H205V176H204ZM147 179V178H146ZM151 179V178H150ZM152 179H154V178H152ZM230 179V178H229ZM139 180H142V179H140L139 178ZM176 180V179H175ZM183 179H181V181H182ZM196 180V179H195ZM123 181V180H122ZM177 181H172V183H176ZM205 182V181H204ZM143 183V182H142ZM198 183V182H197ZM203 183V182H202ZM119 184V183H118ZM121 184V183H120ZM133 184V183H132ZM142 185H144V184H142ZM141 186V185H140ZM122 188V187H121ZM144 188V187H143ZM172 188H174V187H172ZM204 188V187H203ZM170 189H171V185H170ZM198 190V189H197ZM196 190V191H197ZM204 190V189H203ZM219 190H220V188H219ZM132 191V190H131ZM143 191H145V190H143ZM128 192V191H127ZM137 192V191H136ZM145 192H147V191H145ZM134 194V193H133ZM154 194V193H153ZM205 194V193H204ZM150 196H151V194H149ZM155 195V194H154ZM200 195V194H199ZM198 195V196H199ZM207 196V195H206ZM206 196H205V198H206ZM208 197V196H207ZM151 198H152V196H151ZM204 198V199H205ZM202 199V198H201ZM207 199V198H206ZM205 199V200H206ZM130 201V200H129ZM212 201V200H211ZM100 202V201H99ZM127 202V201H126ZM129 203V202H128ZM203 203V202H202ZM208 203V202H207ZM199 205H200V203H198ZM209 205H211V204H209ZM196 207V206H195ZM197 208V207H196ZM207 208V207H206ZM206 210V209H205ZM86 212V211H85ZM169 212V211H168ZM187 212V211H186ZM198 212V211H197ZM82 213V212H81ZM204 213V212H203ZM210 213V212H209ZM82 214H85V213H82ZM169 214H171V212L169 213ZM168 215V214H167ZM90 216H92V215H90V214H86V217L88 218V217H90ZM170 216V215H169ZM85 217V216H84ZM190 217H191V215H190ZM166 218H168V217H166ZM206 218V217H205ZM48 219V218H47ZM169 219V218H168ZM170 220H172V219H170ZM169 220V221H170ZM203 220V219H202ZM169 221H167V222H169ZM88 222V221H87ZM86 222V223H87ZM162 222V221H161ZM160 223V222H159ZM172 223V222H171ZM144 224H145V222H144ZM158 224V223H157ZM198 224H200V223H198ZM60 225V224H59ZM226 225V224H225ZM90 226V225H89ZM170 226V225H169ZM70 227V226H69ZM126 227V226H125ZM145 227H146V225H145ZM161 227V226H160ZM16 228V227H15ZM152 228V227H151ZM154 228V227H153ZM152 228V229H153ZM166 228V227H165ZM124 229V228H123ZM149 228H147V230H148ZM150 230V229H149ZM20 231V230H19ZM72 231V230H71ZM103 231H106V230H103ZM18 232V231H17ZM94 233H95V235H92V238H94V241H92V243H94L95 244V246H97V243L98 242H100V241H103L104 240V236H100L101 234L100 233H98L97 231H94ZM108 233V232H107ZM111 234V233H110ZM70 235V234H69ZM89 235V234H88ZM148 235V234H147ZM72 236H74V235H72ZM106 236V235H105ZM89 239H90V237H89ZM95 240L97 241V242H95ZM106 240V239H105ZM115 241V240H114ZM119 241V240H118ZM125 242V241H124ZM158 242V241H157ZM69 245V244H68ZM84 245V244H83ZM82 245V246H83ZM118 245H120L119 243H118ZM177 245V244H176ZM92 246V245H91ZM13 247V246H12ZM88 247V246H87ZM86 247V248H87ZM101 247V248H100ZM76 248H78V247H76ZM96 248V247H95ZM158 248V247H157ZM84 249V248H83ZM97 249H103V246H97ZM156 249V248H155ZM81 251H82V248L80 249ZM85 250V249H84ZM93 253H94V251H93ZM98 253V252H97ZM96 253V254H97ZM154 253V252H153ZM93 255V254H92ZM89 257V256H88ZM87 257V258H88ZM98 258V257H97ZM143 261V260H142Z\"/></svg>",
	"mask_w": 264,
	"mask_h": 264
}]
</instances>
